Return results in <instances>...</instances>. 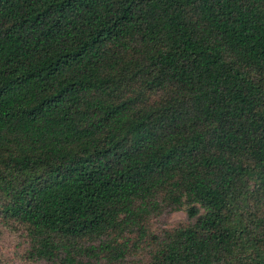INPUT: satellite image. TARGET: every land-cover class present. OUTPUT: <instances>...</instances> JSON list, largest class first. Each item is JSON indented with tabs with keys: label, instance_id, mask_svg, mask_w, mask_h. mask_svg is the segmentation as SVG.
<instances>
[{
	"label": "trees",
	"instance_id": "obj_1",
	"mask_svg": "<svg viewBox=\"0 0 264 264\" xmlns=\"http://www.w3.org/2000/svg\"><path fill=\"white\" fill-rule=\"evenodd\" d=\"M0 226L37 264H264V0H0Z\"/></svg>",
	"mask_w": 264,
	"mask_h": 264
},
{
	"label": "rangeland",
	"instance_id": "obj_2",
	"mask_svg": "<svg viewBox=\"0 0 264 264\" xmlns=\"http://www.w3.org/2000/svg\"><path fill=\"white\" fill-rule=\"evenodd\" d=\"M184 220L185 214L181 210L163 212L149 217L146 221V227L150 232L158 233L162 229L172 228ZM24 248L25 243L20 232L15 234L0 226V264H37L23 259ZM137 258L138 256L135 258L130 257L125 264H130L132 260Z\"/></svg>",
	"mask_w": 264,
	"mask_h": 264
}]
</instances>
